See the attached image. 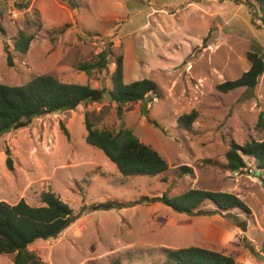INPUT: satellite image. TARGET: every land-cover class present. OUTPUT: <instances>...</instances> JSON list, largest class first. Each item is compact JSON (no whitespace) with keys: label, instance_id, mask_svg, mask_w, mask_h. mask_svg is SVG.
Returning a JSON list of instances; mask_svg holds the SVG:
<instances>
[{"label":"rangeland","instance_id":"obj_1","mask_svg":"<svg viewBox=\"0 0 264 264\" xmlns=\"http://www.w3.org/2000/svg\"><path fill=\"white\" fill-rule=\"evenodd\" d=\"M79 2L72 9L64 0H0V83L25 86L48 75L110 91L123 56L124 83L151 80L160 97L146 99V116L141 103L119 113L106 99L0 133V201L38 207L41 195L53 192L76 217L57 238L39 239L28 250L42 264H164L165 249L195 246L236 264H264V182L248 172L256 162L245 158L243 172L225 168L231 142L264 141V74L254 89H217L250 69V53L264 58V26L254 9L246 0ZM20 32L33 37L26 54L14 50ZM106 49L112 52L106 70L79 69ZM194 110L199 117L188 132L178 119ZM87 113L101 130H132L166 159L168 172L125 178L86 142ZM182 166L192 174L180 176ZM189 189L236 195L249 212L206 202L189 216L154 201ZM13 258L0 255V264Z\"/></svg>","mask_w":264,"mask_h":264},{"label":"trees","instance_id":"obj_2","mask_svg":"<svg viewBox=\"0 0 264 264\" xmlns=\"http://www.w3.org/2000/svg\"><path fill=\"white\" fill-rule=\"evenodd\" d=\"M72 9L79 8V0H64ZM254 9L256 19L264 26V0H246ZM28 7V3L21 8ZM0 32H4L0 25ZM33 37L20 32L14 40V50L26 54ZM111 50H104L94 63L83 64L79 69L91 75L93 70H106ZM250 69L240 78L217 86L221 93H229L240 88L254 89L264 74V58L257 53H250ZM123 56L116 59V69L112 74V89H96L89 85L63 83L48 75L37 76L25 86H7L0 83V133L11 129L26 127L37 117L60 111L74 110L81 104L98 103L109 100L118 105L119 113L128 103H141V112L148 114L146 99L160 97V90L155 82L144 79L129 84L124 83ZM8 63L12 66V57ZM199 117L198 111L182 115L178 119L180 128L191 132ZM87 131L86 142L101 150L121 175L125 178L159 177L169 170V164L159 152L141 142L130 129H120L117 133L99 129L85 117ZM259 126L261 122H259ZM66 135L68 132L65 130ZM7 164L14 170L11 152L7 149ZM256 162L257 176L264 173V141H250L244 145L231 142L226 154L225 168L232 172H243L247 168L246 159ZM209 164L211 161H204ZM180 176L191 175V167L179 168ZM177 213L195 216L199 208L211 202L219 211L240 209L249 212L247 205L236 195L203 189H189L183 194L171 197L163 194L154 198ZM41 206H30L24 200L16 205L0 201V255H13V264H42L35 253L28 247L39 239L57 238L76 220L74 211L53 192L41 195ZM127 205V204H125ZM164 264H236L233 258L219 252L199 247L179 250L165 249ZM119 264V263H118Z\"/></svg>","mask_w":264,"mask_h":264},{"label":"built area","instance_id":"obj_3","mask_svg":"<svg viewBox=\"0 0 264 264\" xmlns=\"http://www.w3.org/2000/svg\"><path fill=\"white\" fill-rule=\"evenodd\" d=\"M250 176H255L257 175V170L256 169H253V168H250L248 170ZM261 182H264V173L261 174V177L259 178Z\"/></svg>","mask_w":264,"mask_h":264},{"label":"water","instance_id":"obj_4","mask_svg":"<svg viewBox=\"0 0 264 264\" xmlns=\"http://www.w3.org/2000/svg\"><path fill=\"white\" fill-rule=\"evenodd\" d=\"M246 229V228H245ZM243 230H244V227H243Z\"/></svg>","mask_w":264,"mask_h":264}]
</instances>
